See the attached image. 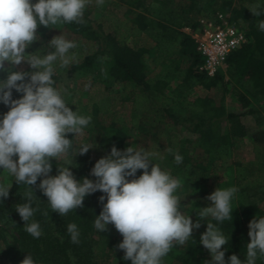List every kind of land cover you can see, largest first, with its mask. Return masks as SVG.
<instances>
[{"label": "trees", "instance_id": "16d2710c", "mask_svg": "<svg viewBox=\"0 0 264 264\" xmlns=\"http://www.w3.org/2000/svg\"><path fill=\"white\" fill-rule=\"evenodd\" d=\"M122 2L126 13L119 16L112 6H98L96 0H91L86 10H101L95 26L85 13L84 23L59 24L70 32L71 36L65 38L76 47L68 53L67 67H60L59 61L54 65L53 79L56 82L65 71L83 78L84 92L70 108L91 116V122L82 135L68 134L72 147L58 162L51 160V172L58 174V163L67 166L73 160L69 167L78 181L85 177L95 181L91 169L100 158L110 154L113 145L121 151L133 146L158 152L161 166L181 182V189L175 194L182 191L190 200V205H186L185 199L180 200V211L190 215L194 223L199 220L201 225L184 245L174 243L161 264L210 261L209 251L200 243L207 222L215 224L229 238L224 245L225 260L235 254L243 261L250 242L248 224L254 217H264V209L249 193L251 190L255 194L264 187V129L250 138L252 158L239 156L247 145V129L240 118L264 112V31L258 27L259 21L264 20V0H152L149 7L147 0ZM252 11L260 15H253ZM219 12L230 14V20L244 29L247 41L230 53L223 71L209 76L200 70L203 57L186 28L195 29L202 19L214 18ZM37 34L40 39L29 45L26 54L41 47L40 54L52 51L47 44L59 35L44 26L38 27ZM142 36L151 44L137 45V38ZM103 62L105 66L101 65ZM23 64L26 68H14L15 71H35L26 62ZM6 77L7 72H0V80ZM115 83L120 87L113 88ZM173 83L174 89L170 91L168 87ZM195 88L206 93L190 97ZM229 92L239 100L241 112L226 110L223 100ZM21 96L13 89V99ZM251 98L260 106L254 105ZM7 111L9 107L0 103V119ZM178 126L188 135L176 133ZM132 131L133 141L128 143ZM84 145L94 147L80 155L77 152ZM176 152L183 157L180 164L175 163ZM141 174L142 170H138L136 175ZM39 183L37 180L33 186L36 198L32 200V207L39 209L32 217L40 224L39 238L24 230V222L15 211L17 204L27 202V185L13 181L9 196L0 201V257L5 264H21L27 254L35 264H110L117 252V264H131L117 247L123 237L115 227L109 224L104 232L94 227L103 207L99 197L104 193L87 195L82 208L61 216L52 211ZM218 187L237 189L231 202L232 220L218 222L210 216L200 219V208L211 206L207 196ZM70 223L77 225L79 243L71 242L67 232ZM8 230L12 231L11 243L6 240ZM255 264H264V257L258 254Z\"/></svg>", "mask_w": 264, "mask_h": 264}, {"label": "clouds", "instance_id": "9594fccd", "mask_svg": "<svg viewBox=\"0 0 264 264\" xmlns=\"http://www.w3.org/2000/svg\"><path fill=\"white\" fill-rule=\"evenodd\" d=\"M90 2L0 0V72H7L6 79L0 80V103L9 107L0 119V169L13 176L17 185L25 184L30 189L24 194L27 202L17 204L15 211L24 222V230L34 238H39L42 230L32 220L39 210L32 207V200L36 198L33 186L43 177L38 187L52 211L61 216L82 208L87 195L104 193L99 197L103 207L94 221L95 229L104 232L112 224L123 237L117 247L124 252L123 259L130 260L131 264H161L174 243L184 245L191 239L193 230L201 225L199 220L194 223L190 215L180 211L181 201L175 193L181 182L153 163L158 152L133 146L121 151L113 145L110 154L100 158L91 169L90 175L95 181L87 177L78 181L69 167L73 160L67 166L58 163V174L49 175L51 160L58 162L72 147L68 134L82 135L91 116L71 110L63 98V90L54 86V65L59 61L60 67H67L68 53L76 44L61 34L48 42L47 49L52 51L40 54L41 47L26 54V49L40 39L39 26L52 28L61 23H84V11ZM96 3L103 6L104 0ZM252 13L260 15L258 11ZM258 27L264 31V20L259 21ZM23 62L35 71L12 70ZM13 89L22 94L21 98H12ZM92 147L84 145L77 153L84 155ZM174 159L176 164L183 161L178 152ZM138 170L142 174L137 177ZM11 187L0 184V201L9 196ZM236 191L234 187L216 188L207 196L211 206L200 208L197 216L205 220L210 216L218 222L232 220L231 202ZM248 228L250 242L246 245V259L241 261L233 254L226 261L224 245L229 238L215 224L207 222L206 231L200 237V243L211 255L205 264H255L258 254L264 257V217H254ZM67 232L72 243H79L80 233L75 223L67 225ZM21 264H35V261L27 254Z\"/></svg>", "mask_w": 264, "mask_h": 264}, {"label": "rangeland", "instance_id": "374dc122", "mask_svg": "<svg viewBox=\"0 0 264 264\" xmlns=\"http://www.w3.org/2000/svg\"><path fill=\"white\" fill-rule=\"evenodd\" d=\"M104 3L107 4V6H112V8L115 10V12L117 13V15L119 16H123V14L126 13V6L123 4L122 0H104ZM152 0H147L146 5L147 7L151 6ZM86 17L92 22V24L95 26L96 22L98 21V19L101 16V10L98 7H95L93 10L88 11L85 8L84 11ZM230 16V14H229ZM52 29L55 33L59 34V35H63L64 37L67 36H71L70 32L64 28L63 26L57 24L52 26ZM137 45L139 46H148L151 44V42L145 37H138L137 38ZM129 44L132 45L133 42L130 40ZM101 65L105 66L106 63L103 62ZM148 66L151 68V64H148ZM5 67H8L7 62L5 63ZM15 68L17 69H24L26 68V65L21 63V65L16 66ZM13 71H15V69H12ZM174 83L172 85H170L168 88L170 91H172L174 89ZM56 87L63 90V98L66 101V103L68 104V106L73 107L75 106V103L77 101V98L81 95L82 92H84V80L82 77H79L76 73H73L71 71H65L64 73L60 74L57 77L56 80ZM113 88H119L120 85L118 83L112 84ZM206 93V91H204L201 88H195L193 89L190 97H196L199 95H204ZM252 103L256 106H260L259 102H257L254 98H251ZM223 104L226 108L227 111L230 112H241L243 110V107L241 106L239 100L237 99V97L232 93L229 92L224 100H223ZM241 123L246 127L247 129V135H246V142L247 145L239 151V156L240 157H244L246 159H251L252 158V154L250 151V138L253 134H255L256 132H258L261 129H264V112H259L256 113L254 115H245L242 116L240 118ZM176 131V133H178L181 136H187L188 133L187 131H185V129L182 126H178L175 127L174 129ZM133 134L134 131H132V133H130L127 142L131 143L133 141ZM64 156H61V158H63ZM160 155H156L155 157H153V162L158 164L162 170L167 171L166 169H164L161 166L160 163ZM168 172V171H167ZM49 175L51 176H55L57 174L54 173H50ZM41 179H43V177L38 178V181H40ZM14 181V177L11 176L9 173H7L5 170L2 171L1 175H0V184H4L5 186H9L12 184V182ZM179 189V188H178ZM181 189V188H180ZM250 194H252V200H254L257 205L261 208L264 209V187H261L257 190V192L255 194L254 191H249ZM180 200H186V205H190V200H188L185 197V194L181 192H179L178 194H176ZM106 203V201H105ZM6 240L11 243L12 242V231H7V237ZM2 249V245L0 246V252ZM120 258V253L117 252L113 259L111 260L110 264H117L118 260ZM0 264H5V261H3V259L0 257Z\"/></svg>", "mask_w": 264, "mask_h": 264}, {"label": "built area", "instance_id": "2783aa9c", "mask_svg": "<svg viewBox=\"0 0 264 264\" xmlns=\"http://www.w3.org/2000/svg\"><path fill=\"white\" fill-rule=\"evenodd\" d=\"M186 31L197 43L203 57L200 70L209 76L224 70L230 53L247 41L244 29L230 20L227 13L219 12L214 18H204L195 29Z\"/></svg>", "mask_w": 264, "mask_h": 264}]
</instances>
